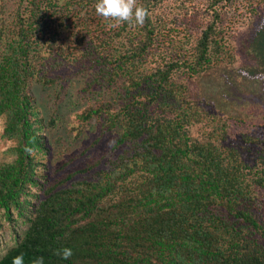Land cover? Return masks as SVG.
<instances>
[{
  "label": "trees",
  "instance_id": "trees-1",
  "mask_svg": "<svg viewBox=\"0 0 264 264\" xmlns=\"http://www.w3.org/2000/svg\"><path fill=\"white\" fill-rule=\"evenodd\" d=\"M160 1L137 0L151 12L142 27L114 28L96 14V0L0 4V118L3 135L16 141L14 159L0 164V215L14 241L0 264L21 252L26 264L40 256L44 264H264L255 210L264 150L245 161L241 147L226 144L225 121L172 79L179 68L192 77L218 63L219 14L190 49L181 45L146 70L159 58L152 18ZM248 48L256 61L249 73H264V16ZM87 72V89L103 102L80 118L116 131L122 152L94 176L49 184L37 159L49 151L48 137L31 86L65 87ZM198 124L211 130L194 136ZM241 142L264 147L249 135ZM64 247L73 251L67 260L54 254Z\"/></svg>",
  "mask_w": 264,
  "mask_h": 264
},
{
  "label": "rangeland",
  "instance_id": "rangeland-1",
  "mask_svg": "<svg viewBox=\"0 0 264 264\" xmlns=\"http://www.w3.org/2000/svg\"><path fill=\"white\" fill-rule=\"evenodd\" d=\"M15 4V0H0ZM12 6V5H11ZM219 14L218 23L223 46L218 63L200 75L189 76L183 68L173 74L175 83L184 84L186 97L199 100L206 110L222 118L227 127V145L241 147L248 163L250 156L264 150L261 145L243 146L241 138L249 135L264 140V73L251 75L255 58L248 48L251 28L264 16V0H162L154 9L152 22L157 28L153 49L159 58L146 70L169 62L179 53V46L191 48L202 30ZM158 47V49H156ZM90 72L76 75L65 87H42L32 84L37 110L44 122L49 151L37 159L46 164L49 184H71L94 176L95 170L108 168L110 160L122 152L115 147L116 131H104L100 119L83 122L82 112L90 105L102 103L87 89ZM192 127L194 136L202 137L208 126ZM5 119L0 118V164L14 159L15 140L4 135ZM250 164V163H249ZM69 175H73L66 181ZM256 212L264 222V190L256 192ZM24 227H20L22 231ZM8 223L0 215V257L14 245Z\"/></svg>",
  "mask_w": 264,
  "mask_h": 264
},
{
  "label": "clouds",
  "instance_id": "clouds-1",
  "mask_svg": "<svg viewBox=\"0 0 264 264\" xmlns=\"http://www.w3.org/2000/svg\"><path fill=\"white\" fill-rule=\"evenodd\" d=\"M95 12L105 21H109V28L123 23L142 27L151 16L150 10L138 4L137 0H96ZM25 151L31 153L32 150L26 148ZM54 254L67 260L73 255V251L64 247L56 250ZM11 264H26L25 254L21 252L14 256ZM30 264H44V257H35L31 259Z\"/></svg>",
  "mask_w": 264,
  "mask_h": 264
}]
</instances>
